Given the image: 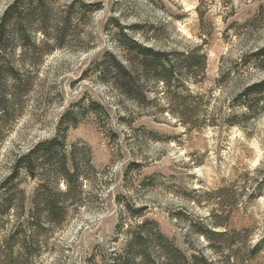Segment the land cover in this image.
<instances>
[{
  "label": "rangeland",
  "instance_id": "obj_1",
  "mask_svg": "<svg viewBox=\"0 0 264 264\" xmlns=\"http://www.w3.org/2000/svg\"><path fill=\"white\" fill-rule=\"evenodd\" d=\"M13 1L0 0V19ZM78 1L99 9L74 22L62 47L41 57L24 54L18 41L10 47V61L31 83L2 130L0 183L19 156L61 131V153L90 159L88 170L80 165L85 204L69 203L61 225L20 231L34 234L30 254L5 242L10 222L27 220L29 211L0 215V264H115L116 256L164 264L163 250L174 264H264V91L251 116L238 98L264 81V56H252L264 48V0ZM51 2L61 14L75 0ZM123 34L155 50L194 53L206 72L184 70L168 91L152 71L139 70ZM113 56L133 66L131 96L115 86L123 79ZM184 85L199 97L191 129L165 110V97ZM67 113L73 119L64 127ZM19 180L29 209L38 178L21 170ZM59 186L66 188L63 180ZM154 228L163 240L132 242ZM205 232L224 236L210 241ZM139 252L143 258L133 259Z\"/></svg>",
  "mask_w": 264,
  "mask_h": 264
},
{
  "label": "trees",
  "instance_id": "obj_2",
  "mask_svg": "<svg viewBox=\"0 0 264 264\" xmlns=\"http://www.w3.org/2000/svg\"><path fill=\"white\" fill-rule=\"evenodd\" d=\"M52 0H14L5 10L0 19V139L3 138L2 130L5 123L12 117L15 108L19 106L20 99L28 92V87L31 83V78L22 75L20 71L10 61L13 57V50H10L14 41H18L22 52L41 57L43 54L52 53L57 48L64 45L67 36L74 22L83 20L86 14L93 10L99 9V6L75 0L66 7L63 13L58 14L52 5ZM41 33L44 38L38 41V34ZM121 38L127 49H131L136 59H138L139 70L146 73L155 74L157 80L163 83L164 88L168 91L173 83L181 79L178 75H182L183 71H192L194 69L201 70L205 74L206 60L199 65L193 62V54L179 52H168L164 50H155L152 47H147L136 40L123 34ZM127 45V46H126ZM13 48V47H12ZM202 46L197 47V51L201 50ZM181 56L183 60H172V56ZM252 56L259 59L264 56V48L252 53ZM206 54H204V58ZM111 63L116 67L118 78L123 81L115 84L125 95H130L132 84H129V78L134 74L133 66H125L120 63L114 56ZM197 74L194 72L190 76L193 81ZM178 77V78H177ZM196 80H194L195 82ZM115 83V82H114ZM130 87V88H129ZM183 92H177L173 95H167L166 112L176 118L181 125L191 129L194 126L195 100L199 99L194 95L187 86H183ZM264 91V81L248 84L238 95L242 99V105L246 109L244 114L246 117L251 116L255 112L257 98L261 91ZM179 93V94H178ZM264 94V92H263ZM73 114L67 113L63 116L62 126H65L66 120H72ZM213 125L217 122H213ZM61 128V127H60ZM66 143V134L58 131L52 139L40 142L30 152L19 156L13 166L11 175L0 183V215H9V213L17 214L21 217L26 211H29L27 220H17L14 224L10 222V230L6 236L5 242L8 250L12 252L15 245L21 254L32 253L34 244V234L28 236L25 231L33 233L40 232L45 229L46 225H61L66 218V208L69 203L76 206L84 205L85 191L84 183L88 177L81 170L80 165L88 170L90 168V159L88 154L85 158L77 156L76 151L70 155L61 153ZM83 159V163L81 160ZM41 167L42 173L39 175L36 171ZM24 170L30 177L38 178L39 184L37 189L30 197L31 206L27 208V198L23 190L20 189V172ZM54 175V178L50 176ZM64 182L65 189L62 190L59 186L60 181ZM144 208H141L142 211ZM214 217L217 215L213 213ZM14 222V221H13ZM215 226H221L220 223L214 221ZM16 225V226H15ZM20 231H24L21 235ZM155 231V232H154ZM224 232L220 235L216 232H205V236L210 239L214 235L224 236ZM152 236L156 239L163 240L164 235L159 228L150 230H140L138 233L132 234V242L144 245L145 241ZM31 239L30 243L28 241ZM19 241V242H18ZM260 245V244H259ZM258 245V246H259ZM257 246V247H258ZM13 247V248H12ZM162 247L160 246V249ZM38 249V246H37ZM163 250V249H162ZM36 248H34V252ZM11 256L12 253L10 254ZM133 259L138 256L143 258L142 254H132ZM17 257V256H16ZM114 259L115 264H129L120 256ZM164 264H174L173 258L168 252H164L160 256ZM235 258H232L234 260ZM204 264H208L206 259H203Z\"/></svg>",
  "mask_w": 264,
  "mask_h": 264
}]
</instances>
